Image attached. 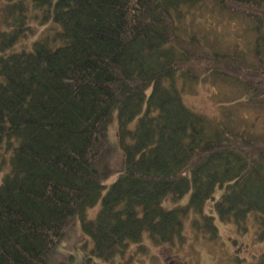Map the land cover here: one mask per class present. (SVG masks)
Masks as SVG:
<instances>
[{"label": "trees", "instance_id": "trees-1", "mask_svg": "<svg viewBox=\"0 0 264 264\" xmlns=\"http://www.w3.org/2000/svg\"><path fill=\"white\" fill-rule=\"evenodd\" d=\"M230 9L248 21L230 25L248 26L255 63L240 37L184 26ZM1 13L0 264H54L79 224L93 240L87 264L145 240L175 245L191 213L217 238L204 214L217 189L221 221L264 224V134L247 119L264 118V0H4ZM210 77L226 91L215 116L185 101Z\"/></svg>", "mask_w": 264, "mask_h": 264}, {"label": "rangeland", "instance_id": "rangeland-1", "mask_svg": "<svg viewBox=\"0 0 264 264\" xmlns=\"http://www.w3.org/2000/svg\"><path fill=\"white\" fill-rule=\"evenodd\" d=\"M4 0H0V25L2 24V13ZM232 19L224 17L225 14L218 15L217 10L212 12H197V16L193 19H185V27L192 31L194 30L198 34H205V29L215 30L220 32H229L230 37L225 40L233 45L235 42L233 39L240 37L239 50L246 57V62L251 60L255 63L254 54L249 57V53L252 52L248 46L249 40L247 39L248 26L245 29L239 28L238 25L231 24V20L236 21V24L248 23L247 20L240 21L237 17L238 12H234L230 9ZM243 27V26H242ZM223 32V33H224ZM238 34V35H237ZM35 39V37L33 38ZM32 41V40H31ZM30 41V42H31ZM213 40H209L212 42ZM225 41V42H226ZM27 42V45H30ZM239 52V51H237ZM239 52V53H240ZM240 53V54H241ZM182 76V74L180 75ZM199 80L193 87V90L189 95H185L186 103L195 110L206 113L212 116L219 114V100L225 94L224 86L216 82L213 77ZM180 82H184L183 77L180 78ZM196 83V82H195ZM216 83L217 85H215ZM247 119L255 122L254 136L256 134H264V118L262 115H256L253 111L247 112ZM257 116V117H256ZM116 129L112 132V136L115 139ZM120 152V150H119ZM121 153V152H120ZM119 161V156L116 152V156L113 161ZM114 168L116 165L114 163ZM119 174L114 175L106 184L111 186ZM223 193V189L216 190V196L214 199H210L205 207L207 216H214L215 223L218 226V236L209 233L204 229H196L195 220L202 221V216L191 213L190 216L184 218V226L180 236H177L175 245L167 243L164 245L156 246L149 240H145V248L139 246H133L130 252L126 255L125 259H117L113 262H105L98 259L94 260L92 264H236L237 260L245 261L244 264H250L256 261L259 255L264 251V241L260 240V236L264 231V224L259 220V215L256 213L249 214L246 224V229H239L235 222L225 223L221 221L218 213L215 209V200H218ZM189 202V195L176 201L171 197H168L164 201V206L167 210L179 208L185 206ZM101 205L96 206L89 210V217L95 218L100 210ZM60 255L58 254L54 258V264H59L61 261H66L62 256L71 257L70 264H87L91 255V249L93 248V240L83 232L80 224L73 229L65 241ZM137 251V253H136ZM135 256H131L134 255Z\"/></svg>", "mask_w": 264, "mask_h": 264}, {"label": "bare ground", "instance_id": "bare-ground-1", "mask_svg": "<svg viewBox=\"0 0 264 264\" xmlns=\"http://www.w3.org/2000/svg\"><path fill=\"white\" fill-rule=\"evenodd\" d=\"M63 248V245H60Z\"/></svg>", "mask_w": 264, "mask_h": 264}]
</instances>
